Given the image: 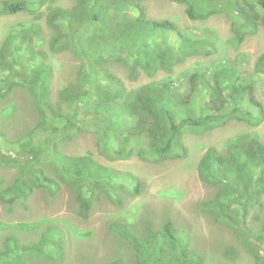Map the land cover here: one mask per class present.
<instances>
[{
  "label": "rangeland",
  "instance_id": "obj_1",
  "mask_svg": "<svg viewBox=\"0 0 264 264\" xmlns=\"http://www.w3.org/2000/svg\"><path fill=\"white\" fill-rule=\"evenodd\" d=\"M77 1L46 0L39 6L35 0H0V154H4L5 161L7 156L16 157L24 151L23 144L28 142L40 119L35 91L29 88L34 70L50 64V97L53 100H57L64 86L78 83L82 61L74 40H66L69 45L62 49L52 48L51 41L60 30V24L49 23L53 11L70 10ZM138 1L145 6L149 18L171 20L190 35L213 39L215 47L208 56H192L171 72L160 69L153 77L142 68L136 75L132 74L126 62L114 51L107 66L128 87H139L152 80L161 82L162 87L181 81L180 93L189 98L191 86L185 75L201 70L211 79L216 69L228 66L237 69L245 84H253L255 98L264 109V71H255L257 60L264 53L261 12L257 28L238 40L232 18L225 10L206 19H191L186 14V5L178 0ZM239 1L253 13L246 0ZM16 2L25 5L20 10L10 9L9 5ZM102 19L107 21V18ZM98 23L87 21L79 34L85 38L98 29ZM1 57L4 58L1 60ZM216 98L215 105L226 104L221 95ZM189 99L192 106L196 105V100ZM248 137H257L264 142V117L256 126L250 121L232 118L212 129L186 132L182 137L185 154L151 161L137 156L107 158L99 151L94 133L76 134L62 144L68 155H88L96 164L120 175H134L143 183L140 193H132L131 187H127L120 203L111 193L98 191L86 218L79 214L75 190L61 180L52 163L42 166L60 183L55 194L45 188H35L26 201L16 199L10 203L9 197L2 196L1 192L20 182L27 170L24 165H5L0 161V249L11 235L23 243L38 241L42 232L51 226L63 236L59 242L62 253L56 259L30 258L25 264H255L254 256L245 246L248 242L243 234H246L251 237L252 244H257L262 256L260 264H264V233L260 238L254 237L239 220L232 225L205 209L203 203L216 197L224 185L204 181L198 169L199 160L209 147L224 152L231 142ZM260 200L264 201V195ZM168 220L172 222L175 239L164 235ZM247 221L257 231L264 221V209L254 205ZM114 222L127 225L137 237L139 253L132 241L111 228ZM183 252L187 257L182 256ZM142 257L149 260L143 262Z\"/></svg>",
  "mask_w": 264,
  "mask_h": 264
},
{
  "label": "trees",
  "instance_id": "obj_2",
  "mask_svg": "<svg viewBox=\"0 0 264 264\" xmlns=\"http://www.w3.org/2000/svg\"><path fill=\"white\" fill-rule=\"evenodd\" d=\"M35 1L41 6L46 0ZM178 1L186 5V14L191 19H206L216 12L227 11L238 40L257 28L259 12L264 21V0H246L253 13L241 6L239 0ZM24 5V2H16L9 8L20 10ZM91 20L99 22L101 32L96 29L83 38L79 33ZM55 22L60 24V30L53 37L51 47L62 49L69 45L66 40L73 38L82 61L78 83L64 86L57 100H53L50 97V64L34 70L29 88L35 91L40 119L19 156H7L5 161L4 154H0V161L5 165H24L27 170L20 182L1 192L2 196L9 197L10 203L16 199L26 201L35 188H45L55 194L60 183L46 172L42 166L45 163H52L61 180L75 190L79 214L84 218L98 191L111 193L118 203L127 187H131L132 193L142 191L143 183L134 175H120L96 164L88 155H68L62 144L79 133H94L99 151L110 159L137 156L164 161L185 154L182 137L186 132L212 129L232 118L250 121L255 126L263 120L264 109L255 98L253 84H245L234 67L216 69L211 79L201 70L185 75L191 86L188 97L197 102L193 106L192 101L180 93L181 81L162 87L161 82L152 80L139 87H128L112 72L107 63L114 51L132 74L136 75L142 68L151 77L160 69L171 72L187 58L208 56L214 51L213 39L190 35L168 19L149 18L145 6L138 0H78L70 10L53 11L49 23ZM255 71H264V53L259 56ZM218 95L226 104H214ZM198 169L204 181L224 185L216 197L203 203L205 209L232 225L239 220L254 237L260 238L264 233V221L256 231L247 220L254 205L264 209V201L260 200L264 195V142L248 137L231 142L224 152L209 147L201 156ZM111 228L132 241L139 253L137 237L127 225L114 222ZM164 228V235L175 239L170 220ZM243 237L255 264H260L262 256L257 244H252L250 236L243 234ZM62 238L51 226L35 242L23 243L11 235L0 249V264H25L35 257L56 259L62 253L59 245ZM182 256L187 257V253L183 252ZM140 260L146 262L149 258Z\"/></svg>",
  "mask_w": 264,
  "mask_h": 264
}]
</instances>
